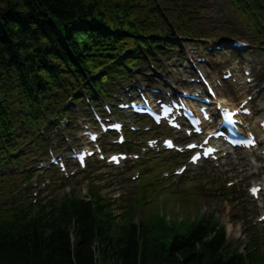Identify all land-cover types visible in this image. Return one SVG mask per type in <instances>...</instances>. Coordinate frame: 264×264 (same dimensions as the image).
<instances>
[{
    "label": "trees",
    "instance_id": "trees-1",
    "mask_svg": "<svg viewBox=\"0 0 264 264\" xmlns=\"http://www.w3.org/2000/svg\"><path fill=\"white\" fill-rule=\"evenodd\" d=\"M105 1L108 8L104 10L100 9V0H0V83L14 77V67L27 50L38 49V35L51 33L52 36L46 39L54 41L55 47L57 46V53L53 56L55 63L64 45L76 46L75 30L72 27L75 24L81 25L80 35L83 40L80 41V47H89L95 51L96 34H99L98 30L101 28L99 24L105 25L101 16L109 17L112 10H119L115 0ZM249 3L254 13L264 12V0H249ZM58 21L65 28L57 25ZM43 22L48 26V33L42 27ZM13 43L18 44L14 46ZM29 104L27 103L28 106ZM67 205L60 212L66 210L65 214L54 221L48 231L38 227L42 224L37 222L39 218L31 222L21 219L14 222L0 220V264H99L98 255L101 256V251L98 254L94 244L97 241L102 247L103 243L106 247L110 244L102 240L105 236L96 224L93 212L89 206L80 207L71 203ZM72 217L75 218L77 237L73 245L63 227H66L68 221H72ZM206 235L201 230L188 237L176 239L160 264L258 262H246L241 255H233L224 260L221 253L224 247V230L220 228L213 239H207ZM120 254L115 264H154V258H147L146 251L139 248L135 239L126 240Z\"/></svg>",
    "mask_w": 264,
    "mask_h": 264
},
{
    "label": "rangeland",
    "instance_id": "rangeland-1",
    "mask_svg": "<svg viewBox=\"0 0 264 264\" xmlns=\"http://www.w3.org/2000/svg\"><path fill=\"white\" fill-rule=\"evenodd\" d=\"M201 2L202 5L200 6V8L202 9V11H204L202 13V18L207 19V21H209L208 24L213 26L209 31L222 32L223 20L216 13L217 9H220L222 11L223 6L220 5L217 7V0H201ZM235 170L238 174L237 178L241 179L242 177L239 176L240 168L235 167ZM203 171L199 178L203 175ZM228 176H234V173L228 174ZM160 177L161 173H158L156 179L159 180ZM199 178H197L192 185L197 191L195 194L197 195L198 203L200 204V206H198L196 200L188 202L187 205L179 202V198L174 195L175 188L171 185L170 181H164L162 182V184L155 183L151 187L142 189L138 193V200L131 206L132 214H123L124 216H120L121 218L119 217L114 219V225L111 226V232L113 233V239L111 240L113 241L110 244L109 250H101V256H98L99 264H115V262L118 260L117 257L121 255L120 253L124 249V245H122V243L120 242H117L120 234L123 232L124 228L129 226L130 223H137L138 219L146 225L154 224L153 236L150 235L148 239L150 244L153 243L157 244L158 246H168L175 235L183 234L187 231L188 227L192 224V220L189 219V217H192L196 213L204 217L207 213H211L210 209L214 210V215L217 216L219 220L228 218L230 219L229 222L232 223L234 227H236L234 224L233 216L238 212L236 211V209L239 203L233 200L231 197L226 199V195L229 192H227L226 195L223 194L219 196L212 195V193L210 192H205L202 196L198 187L207 179L204 178L201 182H199ZM71 183L72 184L68 186L66 190H64V192H68L74 189L76 195L80 198L85 197L88 193V190H90L91 193H96L99 192L98 190H100V194H102L107 199V201L113 203V214L116 216H119L117 215V208L122 209V205L124 203L129 206L133 201L136 192V189L134 188V190L128 191L127 194L121 196L120 199H116L118 195H114L121 194L122 185L124 184L125 186H129V182L127 179L121 177L119 172L111 171L99 165H93L92 169L88 172L71 179ZM90 185H92V187H89ZM53 187L55 186H52L51 191H49V196H56L57 194H59L58 196H61L63 191L58 189L53 191ZM183 192L185 191H181V193ZM236 192L240 193L237 189ZM238 197L240 196L238 195ZM247 204L249 205V203ZM193 207L197 208L194 209ZM205 210H207V212ZM171 212H173V219L175 220H169L167 217H165L169 216ZM255 218L256 216L251 219L254 220ZM254 222L256 224L255 220ZM257 229L261 230L264 228L257 226ZM229 239L234 246H241L242 244L246 243V240L243 236L242 239L239 240L233 238L232 236H229ZM117 244H119V247H116ZM103 252L105 254H103Z\"/></svg>",
    "mask_w": 264,
    "mask_h": 264
},
{
    "label": "bare ground",
    "instance_id": "bare-ground-1",
    "mask_svg": "<svg viewBox=\"0 0 264 264\" xmlns=\"http://www.w3.org/2000/svg\"><path fill=\"white\" fill-rule=\"evenodd\" d=\"M41 21V20H40ZM42 27H43V29H45L46 31H47V33H48V26H47V24H45L44 22L42 23ZM49 36H52L51 35V33H49ZM229 231H230V229H231V226H229Z\"/></svg>",
    "mask_w": 264,
    "mask_h": 264
},
{
    "label": "snow or ice",
    "instance_id": "snow-or-ice-1",
    "mask_svg": "<svg viewBox=\"0 0 264 264\" xmlns=\"http://www.w3.org/2000/svg\"><path fill=\"white\" fill-rule=\"evenodd\" d=\"M168 143H170V142H168ZM193 159H196V157H193Z\"/></svg>",
    "mask_w": 264,
    "mask_h": 264
}]
</instances>
